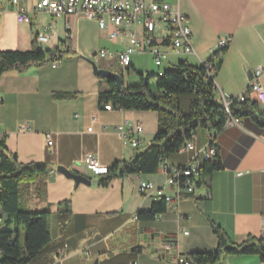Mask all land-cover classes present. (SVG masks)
Returning a JSON list of instances; mask_svg holds the SVG:
<instances>
[{
	"label": "crops",
	"instance_id": "crops-1",
	"mask_svg": "<svg viewBox=\"0 0 264 264\" xmlns=\"http://www.w3.org/2000/svg\"><path fill=\"white\" fill-rule=\"evenodd\" d=\"M36 1L22 2L31 22L19 23L12 5L0 0V51H28L36 35L44 33L49 41L40 45L35 40L37 46L62 54L56 64H29L0 75V138L4 137L18 163L37 164L46 171L20 183L18 189L20 209L50 212V241L30 264H177L178 252L186 255L216 249L211 223L235 243L249 236L258 238L264 228V129L249 116L240 118L239 124L228 120L214 135L221 169L213 171L193 195H179L168 186L161 168L154 174L114 177L106 185L100 184L104 176L86 172L90 185L76 184L56 171L61 166L82 172L86 153L108 167L132 160L151 143L157 113L107 111L98 105V92L105 82L93 72L91 62L105 69L98 61L111 58H100L98 51H122L128 44L125 35L110 40V25L99 29L83 14L36 13ZM166 1L188 17L195 54L173 52L162 42L161 33H155L154 43L167 57L160 66H152L148 59L146 72L159 74L180 61L201 65L219 38L230 37L213 74L214 101L223 104L224 96L237 98L247 92L258 68L263 72L264 90V0ZM135 29L142 37L140 28ZM143 69L137 72L145 74ZM182 105L186 107V98ZM257 107L264 113V102ZM125 121L141 124L137 147L123 143ZM47 134L53 140L51 153L45 145ZM208 134L205 129L196 131L195 148L208 144ZM190 155L178 152L167 162L184 164ZM142 183L152 184L173 199L151 221L136 216L154 202V190L140 193ZM65 200L69 202L67 214L59 205ZM182 231L187 234H179ZM177 234L178 248L165 251L164 244ZM222 264L264 263L256 255H227Z\"/></svg>",
	"mask_w": 264,
	"mask_h": 264
},
{
	"label": "trees",
	"instance_id": "trees-1",
	"mask_svg": "<svg viewBox=\"0 0 264 264\" xmlns=\"http://www.w3.org/2000/svg\"><path fill=\"white\" fill-rule=\"evenodd\" d=\"M225 50L214 54L217 57L213 62L215 70ZM61 56L56 50L40 48L34 40L33 47L28 51H0V75L29 64L57 61ZM211 57L207 60L211 61ZM136 75L135 83L122 84L120 89L113 79H101L105 87L98 92V105L156 112L157 130L151 143L132 160L109 166L108 173L100 181L101 185H106L114 177L156 173L161 162L177 154L198 129L207 130L211 135L209 144L215 146L214 135L223 129L230 117L240 119L249 116L264 129V113L254 100L246 98L240 102L234 99L228 110L224 104L214 101V82L202 65L180 61L159 74ZM184 98L187 99L186 107L182 105ZM215 157V162L201 165L199 185L213 171L221 169L217 153ZM45 172L43 166L18 163L15 155L7 150L4 137L0 138V264H30L50 241V212L25 211L18 205L19 184ZM59 205L63 213L69 212L68 200ZM166 207L167 203L162 198L154 201L148 210L138 211L136 216L141 221H151L156 215L164 213ZM211 228L217 240L216 249L186 254L189 264H222L227 255H256L264 263V242L261 239L249 236L235 243L220 226L211 223Z\"/></svg>",
	"mask_w": 264,
	"mask_h": 264
},
{
	"label": "built area",
	"instance_id": "built-area-1",
	"mask_svg": "<svg viewBox=\"0 0 264 264\" xmlns=\"http://www.w3.org/2000/svg\"><path fill=\"white\" fill-rule=\"evenodd\" d=\"M16 12V20L19 23H30L31 18L22 2L24 0H6ZM179 1V0H178ZM33 11L36 13H49L52 16L60 17L71 14H83L88 19L97 23L99 29H107L110 25L108 38L114 40L122 35L127 37L128 44L122 50L115 54L108 50L101 49L98 51L100 58H116L122 70L131 66V56L143 51L152 54L156 66H160L166 59L167 52L159 50L155 45V33H161L162 42L168 44L170 49L176 53L187 55L195 54L192 46V34L189 26L188 17L183 14L178 7H172L166 0H38L34 3ZM139 27L142 37L136 32L135 27ZM50 36L44 33L36 35L37 44H46ZM230 37H221L218 39L215 49L211 54V61L201 62L206 69L207 75L213 79L215 62L217 57L215 53L220 54L221 50L226 48L230 42ZM59 61H54V64ZM261 68L255 70L252 74L247 92L239 95L237 98L223 97L224 107L228 110V105L234 100L240 102L246 98L254 100L257 103L264 102V90L261 85ZM1 101V98H0ZM104 110H111L110 104L102 106ZM229 122L239 124L237 118H229ZM24 129V127L22 128ZM91 131V128H88ZM142 132L141 124L124 122V130L121 133L123 143L132 147L139 144L138 135ZM196 133H193L190 140L180 148L179 152H191L188 161L184 164L172 165L163 160L159 166L166 175L165 183L168 186L177 189V192L186 196L193 195L199 185V170L204 162H215L216 147L209 144L211 135L208 134V144L202 148H195L194 140ZM45 145L51 153L53 151V140L50 134L45 136ZM82 167L86 172L95 176H105L108 173V166L99 162L98 158L92 153H86L82 159ZM264 172V168L262 169ZM154 190L153 200L156 202L164 198L166 203L173 199L169 196L162 195V190L154 188L150 183H142L139 191L146 194L147 191ZM179 197V196H178ZM176 197V199L178 198ZM2 224L0 219V225ZM186 235V231L179 234ZM264 242V228L259 237ZM178 234L172 240L164 244V250L170 252L178 248ZM189 259L184 254L178 252L177 264H189Z\"/></svg>",
	"mask_w": 264,
	"mask_h": 264
},
{
	"label": "rangeland",
	"instance_id": "rangeland-1",
	"mask_svg": "<svg viewBox=\"0 0 264 264\" xmlns=\"http://www.w3.org/2000/svg\"><path fill=\"white\" fill-rule=\"evenodd\" d=\"M115 47L117 48V46ZM135 57H136V61H135ZM148 59L150 62H152L153 64L152 66H154L153 56L152 54L147 52L134 53L131 56V66L126 70L121 69L116 58L99 60L98 65L110 71L111 73L119 75L122 78L124 85H131L137 81L136 73H138L137 71L140 70L142 66H144L143 71L145 74L148 75L154 74L153 72H151L152 70H148L150 72H146V67L149 65Z\"/></svg>",
	"mask_w": 264,
	"mask_h": 264
},
{
	"label": "water",
	"instance_id": "water-1",
	"mask_svg": "<svg viewBox=\"0 0 264 264\" xmlns=\"http://www.w3.org/2000/svg\"><path fill=\"white\" fill-rule=\"evenodd\" d=\"M91 64H92L93 72L95 74H97L101 78H104V79H107V80L108 79H113L116 82L117 88L118 89L121 88V85H122L123 81H122V78L119 75L111 73L110 71H108L106 69L99 68L94 62H91ZM56 171L61 173V174H63L67 178L73 179L76 184L83 183V184H86V185H90L91 181H90V179L88 177L85 176L86 175V171L84 169L80 173H74L72 171H69V170L61 167V166H58L56 168Z\"/></svg>",
	"mask_w": 264,
	"mask_h": 264
},
{
	"label": "bare ground",
	"instance_id": "bare-ground-1",
	"mask_svg": "<svg viewBox=\"0 0 264 264\" xmlns=\"http://www.w3.org/2000/svg\"><path fill=\"white\" fill-rule=\"evenodd\" d=\"M223 104H224V102H223Z\"/></svg>",
	"mask_w": 264,
	"mask_h": 264
}]
</instances>
